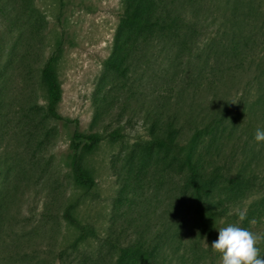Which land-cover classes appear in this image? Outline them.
<instances>
[{"label": "rangeland", "instance_id": "rangeland-1", "mask_svg": "<svg viewBox=\"0 0 264 264\" xmlns=\"http://www.w3.org/2000/svg\"><path fill=\"white\" fill-rule=\"evenodd\" d=\"M123 11L124 0H0V264H109L113 240L155 237L171 213V178L158 184L151 166L138 176L132 152L149 140L145 114L175 102L180 68L174 55L141 47L125 76L110 70ZM50 56L62 90L57 110L69 123L46 114L41 71ZM75 129L104 137L80 154L96 181L90 190L78 188L68 165ZM257 200H242L237 213ZM251 222L264 253V223ZM190 237L193 253L199 239ZM190 253L186 264H207Z\"/></svg>", "mask_w": 264, "mask_h": 264}, {"label": "trees", "instance_id": "trees-1", "mask_svg": "<svg viewBox=\"0 0 264 264\" xmlns=\"http://www.w3.org/2000/svg\"><path fill=\"white\" fill-rule=\"evenodd\" d=\"M141 47L174 55L180 68L175 102L145 114L149 140L132 152L138 176L151 166L162 178L158 184L171 178V213L155 237L141 234L125 245L113 240L109 264H186L192 233L199 242L190 254L221 264L211 244L221 227L235 224L242 200L258 198L255 205L249 201L239 226L251 231V220L264 223V143L254 139L264 130V0H124L109 69L125 76ZM54 60L50 56L41 71L46 114L69 123L57 110L62 90ZM108 136L115 140L120 133ZM103 138L72 133L68 165L80 189L96 184L80 154ZM76 206L66 205V220Z\"/></svg>", "mask_w": 264, "mask_h": 264}, {"label": "clouds", "instance_id": "clouds-1", "mask_svg": "<svg viewBox=\"0 0 264 264\" xmlns=\"http://www.w3.org/2000/svg\"><path fill=\"white\" fill-rule=\"evenodd\" d=\"M255 141L264 143V130L257 129ZM246 218L244 212L239 213V221ZM261 237L238 224H228L218 230V237L211 247L220 254L221 264H264L260 249L256 246Z\"/></svg>", "mask_w": 264, "mask_h": 264}]
</instances>
